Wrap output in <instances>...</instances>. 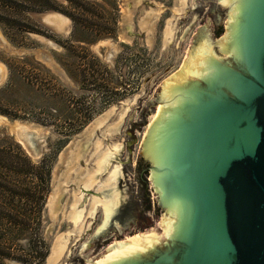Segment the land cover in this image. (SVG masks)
Returning <instances> with one entry per match:
<instances>
[{"label":"rangeland","instance_id":"rangeland-1","mask_svg":"<svg viewBox=\"0 0 264 264\" xmlns=\"http://www.w3.org/2000/svg\"><path fill=\"white\" fill-rule=\"evenodd\" d=\"M90 1L97 7L76 27L59 12L32 14L44 34H29L22 47L0 25V90L10 80L7 63L22 67L43 89L24 93L15 82L10 97H29L30 103L11 109L17 119L0 114V139L21 146L33 163L51 165L39 226L46 258L40 264H88L115 244L154 228L152 181L141 149L157 108L147 105L181 69L212 9V0ZM100 33L107 36L99 39ZM19 125L22 138L12 130ZM113 193L119 196L118 206L102 228L103 203ZM121 214L123 221L117 218ZM21 236L8 251L33 255L31 232ZM0 264L22 263L0 258Z\"/></svg>","mask_w":264,"mask_h":264},{"label":"water","instance_id":"water-1","mask_svg":"<svg viewBox=\"0 0 264 264\" xmlns=\"http://www.w3.org/2000/svg\"><path fill=\"white\" fill-rule=\"evenodd\" d=\"M147 106L156 225L88 264H264V0H212Z\"/></svg>","mask_w":264,"mask_h":264},{"label":"trees","instance_id":"trees-1","mask_svg":"<svg viewBox=\"0 0 264 264\" xmlns=\"http://www.w3.org/2000/svg\"><path fill=\"white\" fill-rule=\"evenodd\" d=\"M66 2V5L61 3ZM97 4L90 0H0V25L5 29L13 44L22 47L26 45L29 34H44L31 18L32 14H42L55 11L68 16L74 26L86 18L87 13ZM107 33L98 36L104 38ZM25 61V60H24ZM9 83L0 90V114L13 119L14 107H25L30 102L27 99L15 100L10 97L17 86L21 91L41 92L38 83H33L22 67L11 66ZM51 176V165L43 160L33 163L21 146L7 139H0V258L12 259L22 264H40L46 258V246L39 234L42 212L46 204ZM31 232L29 239L33 255H16L8 251L22 240L23 232ZM22 238V239H21Z\"/></svg>","mask_w":264,"mask_h":264},{"label":"bare ground","instance_id":"bare-ground-1","mask_svg":"<svg viewBox=\"0 0 264 264\" xmlns=\"http://www.w3.org/2000/svg\"><path fill=\"white\" fill-rule=\"evenodd\" d=\"M10 50V49H9ZM186 60V59H185ZM185 62V61H184ZM163 110H160V109H157L156 110V113L154 114V116H153V118H152V120H151V122H150V125L147 127V132H148V129L151 127V125H152V123L157 119V117H158V115H159V113H161ZM35 125V124H34ZM19 127H21V125H19V126H17V128H14L15 129V131H20V129H19ZM21 133L23 132V131H20ZM146 136V135H145ZM117 150V149H116ZM115 150V151H116ZM119 150V149H118ZM119 151H117V153H118ZM115 154L116 153H114L113 155L111 154V156L109 157V155H108V159H106L107 161H106V163H105V165H104V162L102 163V165H104V167H105V171L108 169V166L111 164V162H112V160H113V158H114V156H115ZM101 166V165H100ZM103 167V168H104ZM102 168V169H103ZM100 171H101V167H100ZM102 172H103V170H102ZM120 173H121V170L119 169L115 174H114V178H113V186H114V190L116 189V184H117V182L119 181V175H120ZM122 175V174H121ZM120 182V181H119ZM112 184V183H111ZM83 191V190H82ZM85 191V190H84ZM88 191V190H87ZM113 191V190H112ZM112 191H110V192H112ZM96 195V194H95ZM53 198H54V196H52ZM110 199L109 200H107V201H105V203H103L104 204V207H105V220H104V225L102 226V228H104V227H106L108 224H109V222L111 221V219H112V217H113V214L115 213V207L116 206H118V202H119V196L118 195H116L115 193H113L112 194V196L111 197H109ZM121 198V197H120ZM54 206V201H53V203H49V207L51 208V207H53ZM77 214H78V212H77ZM77 214H75V215H77ZM78 215H80V214H78ZM75 219H77V221H79V219H80V216H77ZM82 219V218H81ZM80 219V220H81ZM77 223V222H76ZM137 236H139V235H137ZM137 236H135V237H137ZM135 237H133V238H135ZM130 239H132V238H128L127 239V241L128 240H130ZM123 243V242H122ZM118 244H121V243H118ZM118 244H115V246L116 245H118ZM113 247V246H112ZM112 247H110V248H112Z\"/></svg>","mask_w":264,"mask_h":264},{"label":"flooded vegetation","instance_id":"flooded-vegetation-1","mask_svg":"<svg viewBox=\"0 0 264 264\" xmlns=\"http://www.w3.org/2000/svg\"><path fill=\"white\" fill-rule=\"evenodd\" d=\"M219 32L221 33V30Z\"/></svg>","mask_w":264,"mask_h":264}]
</instances>
